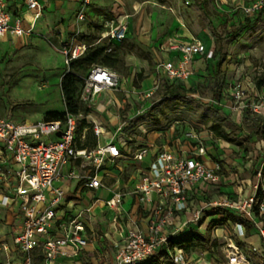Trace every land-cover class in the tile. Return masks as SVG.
Segmentation results:
<instances>
[{
    "label": "crops",
    "instance_id": "obj_1",
    "mask_svg": "<svg viewBox=\"0 0 264 264\" xmlns=\"http://www.w3.org/2000/svg\"><path fill=\"white\" fill-rule=\"evenodd\" d=\"M37 1L41 9V16L33 22L29 16L26 0H6L12 23L16 19H21L22 27L25 30H29L31 25L34 24L37 35L44 39L51 37L54 32L60 40L61 46H63L70 42L73 35L78 31L82 35L94 34L92 28L101 23L99 20L108 8L110 15L116 17L118 22L123 19L127 20L126 40L130 38L132 15L125 12L118 4H115L116 0H91V5L86 8V21L80 24L76 21V15L82 7L83 0ZM254 1L256 0H212L219 11L238 13L242 17L244 16L241 9ZM185 2H188V5L191 3L197 4V7L201 9H204L206 5L205 0H185ZM249 20L263 23L259 19ZM158 26L152 28V24L147 23L144 29L152 33L150 36L141 38L149 48L153 73L147 79L141 72L133 74L128 79L121 78L119 90L116 92L108 91L106 101L101 102V100H98L96 103L87 106L91 108L86 117L87 122L93 126L96 124L104 130L100 138L96 137L97 146L112 141L119 148L121 157L117 159L106 157L103 166L98 171L95 170L92 161L83 160L71 161L64 168L63 178L56 182V186L64 191L65 197L57 209L59 223L53 227L52 233L57 237H61L62 233L59 226L68 222L71 218L80 216L85 224L84 237L88 243L78 252L71 246L65 247L63 249L64 255L58 256L52 264H113L118 248L125 242V237L132 223L137 225L142 234H145L149 221L156 219V212L160 210L163 213L171 208L173 209V215L164 228V233L171 236L172 244L178 245L177 243L191 236L210 237L211 241H215V245L210 252H186L196 264H226L227 258L224 255V250L228 244L231 245L232 243L237 244L253 264H259L263 261L260 255L251 253L252 247H260L261 245L255 229L248 230V225L251 223L244 222L240 213L228 208L215 207L213 204L224 198L236 200L254 194L252 184L255 170L260 165L264 166V129L263 136L260 135V137L254 139L250 150L241 149L240 146L234 143L215 138L211 130L205 131L201 135L208 151L204 163L209 168H213L217 164L220 166L221 182L218 185L196 186L190 190L188 192L187 210L178 212L168 198L153 195L150 201H146L135 194L136 185L141 181L148 166L155 160L158 153L164 148L178 149L179 142L183 144L184 138L171 143L168 140L166 143L158 145L157 139L160 135H146V132L139 128L141 123L139 121L136 122V127L131 126L134 119L132 114L134 112L133 101H144L142 94L152 88L157 77L156 62L170 59L177 63L181 60L179 53L167 49V44L171 39L177 38L183 41L198 39L205 45L207 50L214 48L210 42L204 40L203 35L205 34L203 33L195 37L187 28L180 27L179 24L172 26L168 31ZM31 36H35V34L30 32L22 37L5 34L0 38V43H16L22 41L24 37V39H27ZM105 36V34L95 36V44L98 45L103 40L109 41ZM77 41L82 43L79 36ZM212 64L213 59L208 61L204 56L196 57L193 62V75L188 80L180 83L187 89L197 90V86H203L205 78L212 72ZM112 70L116 71L115 69ZM116 72L118 73V71ZM167 83L171 84L170 82ZM250 90L258 93L255 87H251ZM228 91V89H224L222 97H225ZM194 94L199 95V92L197 91ZM263 94L264 89H262ZM112 99L115 101L114 106L108 103ZM222 103L223 107L221 109L224 112L234 113L230 109L231 103L225 101H222ZM241 114V111H236L238 117ZM259 117L263 120L262 127L264 128V110L259 114ZM235 123L241 126L238 120ZM122 124L124 125L119 131ZM137 129L140 134L137 133ZM85 132L86 130L83 131L82 136L85 135ZM227 132L231 133L233 131L229 132L227 130ZM219 147L221 149H218ZM222 148L228 150H222ZM143 150L147 152L140 160L137 157ZM234 153L238 155L234 156ZM0 167L5 176V180L0 178V195H10L13 189L6 184V182H10L8 172L16 170L17 166L9 160L4 164H0ZM69 174L73 175L70 176ZM94 174L101 181V187L90 189L87 187V177ZM118 194L121 195L120 203L116 207H110L108 202ZM20 202V199H17L8 207L0 206V249L2 258L4 262L9 258L15 264L22 260L13 245V238L22 230L23 226ZM197 211H201V216L195 222L193 216ZM239 223L244 227V236H238L236 233V236H232L231 226H234L233 224L236 226ZM3 247L8 250L4 251ZM218 249L226 262H223L216 255ZM44 259L45 255L41 249L34 251V264H44ZM144 264L174 263L166 254H161L151 262Z\"/></svg>",
    "mask_w": 264,
    "mask_h": 264
},
{
    "label": "built area",
    "instance_id": "obj_2",
    "mask_svg": "<svg viewBox=\"0 0 264 264\" xmlns=\"http://www.w3.org/2000/svg\"><path fill=\"white\" fill-rule=\"evenodd\" d=\"M26 4L30 18L33 22L36 21L41 16L38 1L26 0ZM90 5L91 0H83L82 7L76 15L77 23L86 21V8ZM241 12L245 18L259 19L264 23V0H256L244 6ZM127 32L128 23L123 19L106 33L105 38L111 43L122 44L126 40ZM28 33L30 32L22 27L21 19H16L12 23L6 0H0V38L5 34L22 37ZM79 34V31L76 32L70 42L64 44L61 49L68 68L72 61L82 57L88 49V46L78 43ZM167 49L179 53L181 60L177 63L170 59L156 62L157 77L144 99L153 96L162 88L164 81L172 83L188 80L193 75V62L196 57L204 56L210 61L214 56V48L207 50L198 39L183 41L173 38L168 42ZM82 82L77 100L87 107L98 100L106 101L108 91H118L121 77L111 68L93 65ZM249 92L256 97L244 104ZM228 93L234 101L230 105L233 112L242 107L254 114L263 112L264 102L244 83L234 84ZM187 97L201 99L194 93L187 94ZM108 103L115 105L113 99ZM218 104L223 107L222 101ZM81 117L82 114L79 116L67 114L64 121L43 120L36 123H15L0 118V164L11 160L17 166L16 170L8 172L10 182H6L13 189L12 193L0 195V206L8 207L17 199L21 201L20 214L23 226L13 238V245L22 260L16 264H34L33 254L37 249H41L45 255L44 264H52L58 256L64 255L65 247L71 246L78 252L87 246L88 241L84 237L85 224L80 216L71 218L59 226L61 237L52 233L53 227L59 223L57 209L65 197L64 191L56 186V182L63 178V170L71 161H92L95 170L98 171L106 157L117 159L121 157V152L112 141L92 150L78 149L76 132ZM93 129L97 138L104 133L96 124ZM180 143L176 150L162 149L135 188V194L142 200L150 201L153 195L170 199L178 212L188 209V192L194 187L205 184L218 185L221 182L220 166L217 164L209 168L204 163L208 151L202 138L190 134L188 140ZM146 152L141 151L137 158L141 160ZM263 169L264 166L260 165L255 170L253 195L236 200L224 198L213 205L234 210L240 213L244 222L253 225L261 245L252 247L251 253L260 255L264 261V197L262 200L257 198L259 192L264 193ZM4 177L0 167V178L5 180ZM87 179L88 188L101 187V181L96 174L89 175ZM120 199L121 195L118 194L108 202V205L116 207ZM156 214V219L149 221L145 234L139 231L136 224H131L125 242L118 248L113 264H144L161 254H166L174 264H196L181 247L172 244L169 234L164 233V228L173 215V209L163 213L158 210ZM200 216L201 211H197L193 216L194 221H198ZM235 233L244 236V227L241 223L235 226ZM3 249L8 250L6 247ZM224 255L227 258L226 264H253L235 243L227 245ZM0 264L15 263L9 258L4 262L0 249Z\"/></svg>",
    "mask_w": 264,
    "mask_h": 264
},
{
    "label": "rangeland",
    "instance_id": "obj_3",
    "mask_svg": "<svg viewBox=\"0 0 264 264\" xmlns=\"http://www.w3.org/2000/svg\"><path fill=\"white\" fill-rule=\"evenodd\" d=\"M205 2V8L201 9L197 4L188 5L185 0H116L115 4L132 15L130 38L122 44H112L107 40L95 44V36L106 35L119 23L106 8L99 20L101 23L92 28L94 34L80 33L79 39L90 48H107V53H111L116 60L111 67L118 71L121 78L128 79L141 72L147 79L153 73L149 48L141 39L152 33L145 31L147 23L152 24V28L159 25L166 31L179 24L195 37L205 34L204 40L214 47V56L212 72L205 78L203 86H197L201 99L187 95H182L179 100L167 99L160 88L144 101H133L134 119L131 126L136 127V122H141L139 128L146 135H160L157 140L158 145H161L168 140L169 143L182 138L188 140L190 134L201 138L205 131L211 130L217 117L228 118L224 126L229 132H235L234 144L250 150L254 139L261 135L263 120L259 114L244 107L238 110L242 113L240 117L236 111L224 112L218 102L233 104L230 95L226 93L222 97V93L224 89L230 90L239 82L249 89L255 87L258 90L256 95L264 102V24L251 21L238 13L219 11L212 0ZM246 20L250 21L249 24H246ZM35 28L32 24L28 30L35 36L27 39L24 37L16 43H0V118L15 123H36L43 121L49 113L65 112L60 80L68 71V66L61 53L60 40L54 32L51 37L44 39L37 35ZM210 31L216 32L223 39L220 56L215 53L216 44ZM147 93H143L142 97ZM255 97L249 92L244 104ZM87 114H82L80 120L86 119ZM237 120L241 126L235 123ZM137 133L140 134L138 129ZM237 155L234 153V156ZM233 225L230 231L232 236H236ZM216 255L226 262L219 249Z\"/></svg>",
    "mask_w": 264,
    "mask_h": 264
},
{
    "label": "trees",
    "instance_id": "obj_4",
    "mask_svg": "<svg viewBox=\"0 0 264 264\" xmlns=\"http://www.w3.org/2000/svg\"><path fill=\"white\" fill-rule=\"evenodd\" d=\"M249 19V18H247ZM249 20H246V24H249ZM212 36L214 37V42L216 44L215 53L220 56V53L223 51V39L220 35L211 31ZM116 63V60L113 59L111 53H107V48L105 47H88L86 53L72 61L68 68V71L62 76L60 80V89L63 96L65 104L64 113H49L45 116L44 121H64L67 114L73 116H79L80 114H85L90 112L91 108L85 107L80 104L77 100L79 90L82 86L83 78L89 72V69L93 65H101L107 68L113 69L111 66ZM220 70L221 64L218 66ZM137 86L138 83H136ZM162 91L164 96L167 99L179 100L182 95H187V93H196L195 89H187L179 81L173 82L171 84L165 82L162 86ZM228 121V118L217 117L211 126V132L217 139H222L229 143L235 142L236 134L235 132L228 133L224 128L225 122ZM93 125L88 123L86 119L78 120V129L76 132L77 138V148L78 149H95L97 147V138L94 134ZM263 127L261 128V135L263 136ZM86 130L85 135L82 136L83 131ZM263 179H264V169H263ZM264 193L259 192L257 198L262 200ZM253 225H248V230L252 229ZM187 253H193L196 251H208L215 245V241H211L210 237H198L191 236L188 239L182 240L180 243H177ZM259 264H264V261Z\"/></svg>",
    "mask_w": 264,
    "mask_h": 264
}]
</instances>
